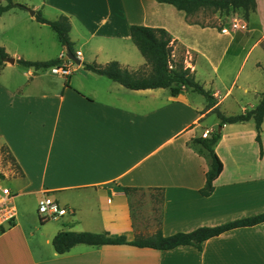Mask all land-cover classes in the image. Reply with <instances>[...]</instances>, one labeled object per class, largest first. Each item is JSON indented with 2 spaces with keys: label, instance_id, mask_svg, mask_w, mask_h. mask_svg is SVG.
Instances as JSON below:
<instances>
[{
  "label": "crops",
  "instance_id": "1",
  "mask_svg": "<svg viewBox=\"0 0 264 264\" xmlns=\"http://www.w3.org/2000/svg\"><path fill=\"white\" fill-rule=\"evenodd\" d=\"M14 1L49 20L69 16L82 63H74L69 76L19 65L18 59L65 57V47L52 26L27 9L14 7L0 15V45L16 60L0 66V147L8 149L19 171L1 180L37 200L51 195L69 208L62 219L33 228L17 213L14 225L0 230V264H264V222L212 237L202 250L79 244L59 254L53 246L61 230L107 232L132 241L159 230L169 236L264 213V122L260 145L253 119L221 126L217 115L221 138L215 150L224 168L209 196L202 193L210 168L207 151L191 144L206 131L214 134L203 121L229 99L240 113L261 100L264 28L259 29L261 21L254 24V16L264 8L262 0L249 19L233 13L239 26L227 27L229 33L221 26L190 23L185 11L157 0ZM132 25L165 28L186 49L187 66L216 104L208 108L207 98L192 88L177 96L162 87L132 90L84 68V63L118 61L131 71L149 72L151 65L133 42ZM255 32L259 37L234 75L232 67ZM139 192L151 207L159 202V217L135 215Z\"/></svg>",
  "mask_w": 264,
  "mask_h": 264
},
{
  "label": "trees",
  "instance_id": "2",
  "mask_svg": "<svg viewBox=\"0 0 264 264\" xmlns=\"http://www.w3.org/2000/svg\"><path fill=\"white\" fill-rule=\"evenodd\" d=\"M158 2L169 3L179 10H183L187 14L190 23H199L202 26L208 24L200 23L192 19V17L202 10L219 11L230 17L235 12H242L244 19H249L251 13L257 10L258 0H157ZM14 7L27 9L25 4L17 3L14 0H0V15ZM36 19L41 23H47L52 26L59 36L65 53L70 50L76 54L74 42L71 39L72 22L69 16L60 15L55 20H49L44 17L42 11L38 10L35 14ZM215 25V24H211ZM210 26V25H209ZM131 35L133 42L139 48L140 52L146 58L147 63L151 65V70L131 71L123 67L118 61H111L106 64L84 63V68L97 74L107 76L112 80L119 82L126 88L132 90L147 88H169L173 96H177L185 89L192 88L203 94L208 100V108H212L215 104L213 94L204 88V86L196 80V76L191 67L182 60H175L173 57L174 43L173 36L161 27H151L145 25H132ZM11 55L5 47L0 45V66L7 63V59ZM64 56L59 59L39 62L18 59L17 63L24 67H34L36 70L48 68L56 64L63 63ZM218 113L221 126L226 123L244 122L253 119L256 123L257 141L262 145V130L264 122V92L258 105L243 113L236 115H225L218 108L214 109ZM221 138V133L215 131L213 135L204 138H194L191 141L193 145L201 146V149L207 151L210 161V168L207 172V181L202 189L204 195H211L215 189L214 182L222 173L224 164L219 155L216 153L215 146ZM3 174L0 172V177ZM126 193L132 188H124ZM264 222V213L246 219L232 221L219 226H203L191 232H178L173 235L166 236L161 230L152 236H137L134 240L129 241L125 235L111 236L107 232L96 233L90 231L76 232L70 230H61L53 238V246L57 253L63 254L70 251L74 246L86 244L92 246L102 245H121L129 244L138 247H150L158 250H170L178 246L192 245L199 250L203 249V243L215 236L234 228L253 226Z\"/></svg>",
  "mask_w": 264,
  "mask_h": 264
},
{
  "label": "rangeland",
  "instance_id": "3",
  "mask_svg": "<svg viewBox=\"0 0 264 264\" xmlns=\"http://www.w3.org/2000/svg\"><path fill=\"white\" fill-rule=\"evenodd\" d=\"M262 2L264 3V0H262ZM186 16H187V14H186ZM192 19L195 21H198L200 23L208 24L210 26H211V24H215L214 27L221 26V27H228V28H232L233 24L236 22V21H232L231 17H227V16H225V14L220 13L219 11L214 12L211 9L210 10H202V11L196 13L192 17ZM263 19H264V8L261 5L260 12L256 16H254V24L255 25H257L259 27V22L261 21L262 25H261V27H259L260 30H262V28H264ZM196 24L200 25L199 23H196ZM258 37H259V32H255L252 35V38H250L249 42L245 45V50L242 52L241 57L237 58V63L232 67V73H234V75L237 74V72L240 69L241 64L243 63L244 56L246 54L245 52H247V50L252 46L253 41L256 40ZM263 46H264V42H263ZM174 53L176 55L175 60L178 61V60H182L184 58V60L186 61V56H187L186 49L181 44H178L176 42L174 43L173 54ZM258 53H259V51L256 50L253 53V55L250 56L248 62L245 64L246 67L243 71V74H242L240 80L237 81V84L242 83V77H243L244 73L246 74L247 71L249 70L250 66L253 65V62L256 59V56L258 55ZM230 55L225 60V63L222 66V70L227 66ZM185 64H186V62H185ZM75 66L78 67V65L76 63H75ZM238 91H239L238 87L235 86V95H236V93H238ZM195 94L198 97L200 96V94L197 92H195ZM200 97H202V95ZM220 110L223 111L227 115L228 114H237V113L241 112L240 106L237 105L232 99H229L227 102V106L225 105V107L224 108L222 107ZM217 115H218V113L216 114L215 112L210 114L203 121V125L205 127H208V126L211 127L212 126L213 131H219L220 125L218 124V122H217V125L215 124V121H218ZM0 170L3 173V176L0 177V180L3 178L10 179L13 176L18 175V173H19L13 157L11 156V154L9 153L8 149L5 146L0 147ZM0 185L10 186V187L14 188V190H15L14 193L16 194L14 203H15L16 208H17L18 216L20 218L24 219V221L26 222V224L30 228H33L35 226V224L41 225V223H52V222L56 221V220H49L46 222H42L40 220V215L38 213L39 200H37L35 195L29 194V193H24V191L18 190L19 187H17L14 183H11L9 181L1 180ZM144 197H145V195L141 194L140 192L136 193L134 195L135 201L133 203V207H134L135 215L138 214L141 219H143V218L145 219V217H150V216L151 217H159L160 216L159 202L156 203L153 207H151L149 204L146 203V200Z\"/></svg>",
  "mask_w": 264,
  "mask_h": 264
},
{
  "label": "built area",
  "instance_id": "4",
  "mask_svg": "<svg viewBox=\"0 0 264 264\" xmlns=\"http://www.w3.org/2000/svg\"><path fill=\"white\" fill-rule=\"evenodd\" d=\"M237 22L233 24V28H238ZM222 32L229 33L227 27L222 28ZM77 56L80 58L81 52L78 51ZM72 60L64 61L61 64H56L50 67L54 73H59L64 76H69L73 72ZM204 138L209 137V131L202 135ZM16 194L9 186L0 185V230H5L14 225L17 218V208L14 203ZM38 213L43 222L49 220H60L69 213V208L62 205L51 195L44 193L39 200Z\"/></svg>",
  "mask_w": 264,
  "mask_h": 264
},
{
  "label": "water",
  "instance_id": "5",
  "mask_svg": "<svg viewBox=\"0 0 264 264\" xmlns=\"http://www.w3.org/2000/svg\"><path fill=\"white\" fill-rule=\"evenodd\" d=\"M27 10L32 14L34 15L35 14V10L34 9H31L29 7H27ZM65 60H72L74 63L76 64H81L82 61L81 59L75 54L73 53L72 51L68 50L67 51V54L65 55ZM7 62L11 63V64H14L16 62L15 58L13 57H10L7 59Z\"/></svg>",
  "mask_w": 264,
  "mask_h": 264
}]
</instances>
